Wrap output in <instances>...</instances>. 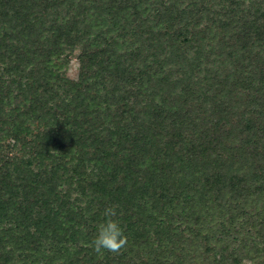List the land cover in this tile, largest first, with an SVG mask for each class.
Returning <instances> with one entry per match:
<instances>
[{"label": "trees", "instance_id": "obj_1", "mask_svg": "<svg viewBox=\"0 0 264 264\" xmlns=\"http://www.w3.org/2000/svg\"><path fill=\"white\" fill-rule=\"evenodd\" d=\"M199 1L0 0V264H264V0Z\"/></svg>", "mask_w": 264, "mask_h": 264}, {"label": "rangeland", "instance_id": "obj_2", "mask_svg": "<svg viewBox=\"0 0 264 264\" xmlns=\"http://www.w3.org/2000/svg\"><path fill=\"white\" fill-rule=\"evenodd\" d=\"M202 3V6L206 7L209 12L207 14L206 17L208 16H211V18L213 16H215L216 13H223L225 12L227 6H228V3L229 1H226V0H211L210 2H207V0H200L198 2L199 3ZM238 5L240 8H250V7H253L254 5H256V0H238ZM262 3V2H260ZM264 3V2H263ZM152 14V13H150ZM204 18V16H203ZM203 18L201 19V21L203 23H201L200 25H203L205 22H207V20H203ZM140 38V37H139ZM138 37H132L130 36L129 37V40L132 41L133 43L135 44H138L140 39ZM208 47V46H207ZM206 47V48H207ZM80 52V49L79 47H75V49L70 53V57L69 59H67V61L64 63L62 69L60 70V72L62 74H64L65 76L69 77V78H73V79H76L77 76H78V67H79V62H78V54ZM190 53H192V51H190ZM218 55V53L216 54L215 56V59H214V56L211 55V54H208V55H203L202 56V60H201V65H200V71H199V75L203 74V73H207L206 72V68H210L211 70H219V71H224L226 70V66H225V63H220L221 60H223L225 58V56L221 55L222 57H220V59L216 58ZM182 56H176L175 59L180 62ZM214 59L213 63L212 60ZM182 63L184 65V68L186 69H190L191 66H190V63L188 62H185V60L183 61L182 60ZM168 68H170L169 64L167 65ZM171 67H172V63H171ZM203 69V70H202ZM173 70L174 67H173ZM197 70V69H196ZM198 73V71L196 72V74ZM169 79L171 81H175L177 79V77H175L174 75H170L169 76ZM198 78L196 77V75L194 76V80L190 81L192 85L194 86H197L199 84V82H197ZM185 81H189V80H185ZM243 97V96H242ZM115 98V97H114ZM113 98V99H114ZM98 99L100 100V98L98 97ZM108 101H112V96L110 95L109 98H108ZM238 105V104H236ZM237 109L235 110L237 113H234L231 117H232V121L234 122L236 119H237V115L239 112H241L243 110V103H240L238 106H236ZM86 243H83L82 246H86L85 245ZM243 264H259L257 262H254V261H251V260H248V259H245L243 261Z\"/></svg>", "mask_w": 264, "mask_h": 264}, {"label": "clouds", "instance_id": "obj_3", "mask_svg": "<svg viewBox=\"0 0 264 264\" xmlns=\"http://www.w3.org/2000/svg\"><path fill=\"white\" fill-rule=\"evenodd\" d=\"M105 221L98 226L97 235L92 241L93 250L101 254L103 250L118 254L128 244V238L124 234L118 221L113 219L116 216L114 207H108L104 211Z\"/></svg>", "mask_w": 264, "mask_h": 264}]
</instances>
